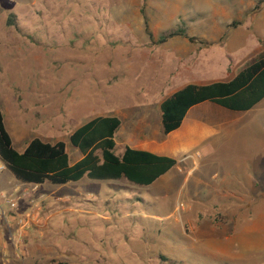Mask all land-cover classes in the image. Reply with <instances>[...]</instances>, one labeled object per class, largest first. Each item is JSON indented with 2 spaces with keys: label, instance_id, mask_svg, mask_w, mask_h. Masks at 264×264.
Instances as JSON below:
<instances>
[{
  "label": "rangeland",
  "instance_id": "1",
  "mask_svg": "<svg viewBox=\"0 0 264 264\" xmlns=\"http://www.w3.org/2000/svg\"><path fill=\"white\" fill-rule=\"evenodd\" d=\"M177 30L195 40L158 43ZM263 49L264 0H0V103L15 140L68 141L96 116L156 106L196 77H231ZM148 115L143 136L163 137L160 107ZM235 115L238 144L194 170L181 161L150 186L48 183L31 203L40 209L23 260L0 224V264H264V159L253 157L251 111Z\"/></svg>",
  "mask_w": 264,
  "mask_h": 264
},
{
  "label": "trees",
  "instance_id": "2",
  "mask_svg": "<svg viewBox=\"0 0 264 264\" xmlns=\"http://www.w3.org/2000/svg\"><path fill=\"white\" fill-rule=\"evenodd\" d=\"M144 20L146 32L152 37L149 18L144 16ZM176 36H185L192 42L195 40L188 37L184 30H177L162 34L158 43H165ZM262 99L264 49L230 81H217L202 86L188 84L164 99L160 104L163 133L167 136L178 129L188 110L202 102L209 101L232 111L247 112ZM120 126L121 119L117 116H98L77 128L69 140L74 148L80 150L83 158L72 165L64 141L50 143L34 137L23 152L17 151L0 104V160L22 183L49 182L58 186L78 182L85 176L105 181L125 178L136 185L150 186L178 164L173 158L129 147L123 155H116L115 135ZM99 150L101 155L96 154Z\"/></svg>",
  "mask_w": 264,
  "mask_h": 264
},
{
  "label": "crops",
  "instance_id": "3",
  "mask_svg": "<svg viewBox=\"0 0 264 264\" xmlns=\"http://www.w3.org/2000/svg\"><path fill=\"white\" fill-rule=\"evenodd\" d=\"M235 75L231 77L217 78L212 80H205L196 77L191 79L190 82L181 86L177 90L182 89L188 84L202 86L217 81H230ZM161 103L162 102H160V104ZM0 104L3 108L2 102ZM160 104L156 106L146 105L144 107L141 106L131 108L128 111H122L120 114L103 115L119 117L121 119L120 128L123 127L124 121L127 122V125L124 127L125 134H121V140H115L116 147H122L120 149V153L116 155H123L126 148L129 147L135 150L147 151L158 156L173 158L178 161L177 165H179V163L183 161L185 162V165L187 167L191 166V169L194 170L195 168L200 166V161H216V155L218 154V151L222 145L225 146L229 144H238L239 140H237L236 138L238 135V127H240V125H242L243 123V120L236 118L237 116L235 115V113H237L238 111L226 109L209 101L202 102L191 107L188 110L181 126L175 131L169 133L167 136L164 135L162 126L163 137L158 136L156 138H145L143 134L150 130V116L148 115V112H150V110L154 109L155 107H160ZM249 111H251L252 113V121L250 122L251 130L254 132V140H256V146L254 147V150H256V154L253 157L257 162V165L261 166L262 164H260V161L264 159V99H262L257 105L254 106V108ZM10 134L12 136L13 145L16 150L17 146H23L24 144V147L21 149V151L17 150L19 152H23L31 140L29 142L27 140H15L11 132ZM44 141L50 143L64 141L67 143V150L68 146H72L70 140H56L54 142L49 140ZM204 150L211 154L212 157L210 159L204 158ZM79 152H75L76 157L74 159H72V157L69 155L70 161H72L74 164L83 158L82 153ZM199 156L201 157L200 159L198 158ZM0 162L2 161L0 160ZM4 171L0 173V191H17V193L20 194L19 197L22 199L20 212L23 214H31L35 218H37L36 213L40 209L37 207L40 203H36L37 209H33L31 207V199H27L23 196L22 187L23 184H26L28 186L36 184L22 183L18 181L10 171L9 174H6ZM85 177L88 178L87 176ZM48 183L49 182H46L44 184H37L39 192L36 194V192L33 191L32 198L34 199L35 195H38L39 199L43 200L45 194H47V192L49 194L51 190V187L48 186ZM40 191H42L43 193H41ZM1 206L4 209L7 208V204L5 202H2ZM0 224L6 225V222L1 221ZM28 253H30V250L28 251Z\"/></svg>",
  "mask_w": 264,
  "mask_h": 264
},
{
  "label": "built area",
  "instance_id": "4",
  "mask_svg": "<svg viewBox=\"0 0 264 264\" xmlns=\"http://www.w3.org/2000/svg\"><path fill=\"white\" fill-rule=\"evenodd\" d=\"M6 170V165L0 162V173ZM23 196L25 198H32L33 191L38 190V185L28 186L23 184ZM32 190V191H31ZM20 194L17 191H0V221H5L7 227L9 228L10 241L14 245L16 257L19 260H23L24 257V239L28 230L32 227L34 223H37V218L31 214L22 215L19 214V204L18 201L22 200L19 197ZM23 197V198H24ZM35 203V200H31ZM5 202L8 209L5 210L1 203Z\"/></svg>",
  "mask_w": 264,
  "mask_h": 264
}]
</instances>
